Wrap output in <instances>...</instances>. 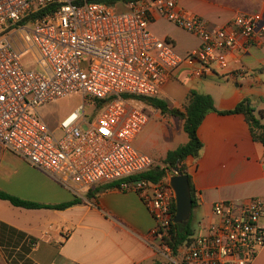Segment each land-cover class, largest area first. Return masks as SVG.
Masks as SVG:
<instances>
[{
    "label": "built area",
    "instance_id": "obj_1",
    "mask_svg": "<svg viewBox=\"0 0 264 264\" xmlns=\"http://www.w3.org/2000/svg\"><path fill=\"white\" fill-rule=\"evenodd\" d=\"M122 4L117 11L119 4L99 0H0V144L75 195L115 182L138 192L154 220V248L172 264H251L264 245L260 198L214 203L215 220L171 256L162 238L175 202L174 171L134 147L150 116L123 95L160 98L180 71L195 79L223 72L241 39L264 45V20L238 14L228 27L210 26L176 0ZM155 15L195 35L199 46L179 54L150 31ZM70 95L80 105L50 129L37 110ZM86 106L97 114L88 116ZM155 166L165 171L160 180L126 181Z\"/></svg>",
    "mask_w": 264,
    "mask_h": 264
},
{
    "label": "crops",
    "instance_id": "obj_2",
    "mask_svg": "<svg viewBox=\"0 0 264 264\" xmlns=\"http://www.w3.org/2000/svg\"><path fill=\"white\" fill-rule=\"evenodd\" d=\"M176 1L210 26L228 27L238 14H259L264 20V0ZM118 6L124 8L123 4ZM167 22L152 16L149 29L170 39L181 55L199 46L200 40L185 30L187 41L164 31ZM227 61L226 70L204 79L180 71L164 85L160 98L181 109L189 91L195 90L209 94L218 111L233 109L244 99L249 100L255 114L264 111V45H246L241 39L238 48L227 54ZM142 106L150 119L133 145L162 162L167 151L187 141L183 122ZM46 125L55 129L58 124L55 128ZM197 133L202 143L200 154L185 160L195 194L191 212L199 227L192 226L195 235L215 220L212 206L216 202L239 204L260 198L264 203V145L253 140L244 115L209 112ZM106 185L75 195L0 144V192L46 205L78 200L64 209H26L0 199V264H165L167 258L154 248L150 235L154 220L140 194L116 187L102 189ZM65 230L69 231L66 238ZM33 241L35 248L30 245ZM251 264H264V245Z\"/></svg>",
    "mask_w": 264,
    "mask_h": 264
},
{
    "label": "trees",
    "instance_id": "obj_3",
    "mask_svg": "<svg viewBox=\"0 0 264 264\" xmlns=\"http://www.w3.org/2000/svg\"><path fill=\"white\" fill-rule=\"evenodd\" d=\"M110 6H116L118 4L125 3L130 0H99ZM124 99H131L137 102H140L146 106H149L157 111H159L162 115H168L180 119L183 122V131L187 136V141L179 145L178 147L167 151L165 157L162 160V163L166 166L167 169H175L177 168L183 174L187 175L189 187H190V195L192 199V208L195 205V194L191 184L190 175L187 172V167L185 164V160L187 157L197 158L202 149V143L198 137V127L201 124L205 115L209 112H217L219 114H232V113H240L243 114L245 120L249 125V129L251 132V136L253 140L260 142L264 145V111H259L255 114L254 109L252 108L248 99H244L240 101L233 109L218 111L213 104V99L209 94L199 93L195 90H190L187 97L186 102L182 106L181 109L170 107L168 103L161 98H145L138 96H130L123 95ZM102 103L99 102L97 104L98 109H100ZM165 174V171L160 170L159 167H152L148 171L129 177L126 179L128 182L133 181H151L156 182L160 180ZM119 182L110 183L106 186H103L102 189H111L117 188ZM0 199L7 200L11 205L15 207H21L26 209H41V208H53V209H64L78 202L77 198L73 200L58 204V205H46L40 204L36 202L26 201L20 199L18 197L6 194L4 192H0ZM175 215V202L172 204V218L169 229V234L167 237L162 238V242L166 244L171 251V256H176L178 254L179 248L183 246V244L187 241H191V238L195 236L193 225H192V217H190L187 225L183 226L181 224H177L173 222V218ZM35 241L31 242L32 244ZM153 264H161L158 261H155Z\"/></svg>",
    "mask_w": 264,
    "mask_h": 264
},
{
    "label": "rangeland",
    "instance_id": "obj_4",
    "mask_svg": "<svg viewBox=\"0 0 264 264\" xmlns=\"http://www.w3.org/2000/svg\"><path fill=\"white\" fill-rule=\"evenodd\" d=\"M118 8L119 9L116 8V10L120 11V8L122 7L118 6ZM163 30L169 32L171 36L177 38V40L179 41H187V32L177 28L174 24L170 22H167L165 25H163ZM153 33L156 36L162 38L161 35H158L155 32ZM175 50L177 51L176 47ZM25 60L29 61V58L27 57L25 58ZM32 67L33 66L31 64H28L27 68H32ZM80 103H81V98L79 95L67 96L65 98L59 99L54 103L52 102L47 104L46 106H44L45 108H40L39 117L43 119V121L46 122V124H53L55 128L60 118L65 116L68 112L74 110L78 105H80ZM132 105L138 107V106H142V103L133 101ZM97 112L98 110H94L92 107L86 106V113L88 116H91L92 114H97ZM192 225L195 227L196 230L199 229L197 221L192 220ZM167 262H166L167 264H172L169 259H167Z\"/></svg>",
    "mask_w": 264,
    "mask_h": 264
},
{
    "label": "water",
    "instance_id": "obj_5",
    "mask_svg": "<svg viewBox=\"0 0 264 264\" xmlns=\"http://www.w3.org/2000/svg\"><path fill=\"white\" fill-rule=\"evenodd\" d=\"M174 175L170 178V185L175 192V215L173 222L187 225L192 212V199L187 175L177 168L173 169Z\"/></svg>",
    "mask_w": 264,
    "mask_h": 264
}]
</instances>
